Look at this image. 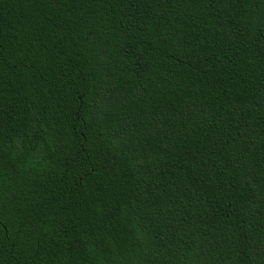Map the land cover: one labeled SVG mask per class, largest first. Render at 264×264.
I'll return each mask as SVG.
<instances>
[{
	"label": "trees",
	"instance_id": "obj_1",
	"mask_svg": "<svg viewBox=\"0 0 264 264\" xmlns=\"http://www.w3.org/2000/svg\"><path fill=\"white\" fill-rule=\"evenodd\" d=\"M0 264H264V0H0Z\"/></svg>",
	"mask_w": 264,
	"mask_h": 264
}]
</instances>
